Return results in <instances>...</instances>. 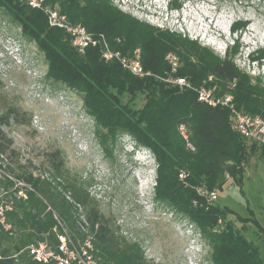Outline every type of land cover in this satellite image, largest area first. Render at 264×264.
I'll use <instances>...</instances> for the list:
<instances>
[{
  "label": "trees",
  "instance_id": "obj_1",
  "mask_svg": "<svg viewBox=\"0 0 264 264\" xmlns=\"http://www.w3.org/2000/svg\"><path fill=\"white\" fill-rule=\"evenodd\" d=\"M51 5L70 24L103 34L110 47L123 55L138 49L142 67L150 74L139 77L118 61H104L97 47L79 53L64 30L48 25L42 11L25 0H0V9L43 54L45 77L81 96L104 150L110 148L108 142L113 144L127 134L155 156V197L188 218L210 247V264H264L244 228L226 219V209L197 193L199 187L215 191L226 178L235 180L247 160L245 138L235 129L231 111L199 101L194 90L179 89L166 78L184 77L194 87L215 84L214 93L232 95L236 109L264 118L260 80L237 69L230 57L219 58L181 33L152 27L124 13L111 0H51ZM236 24L233 28L239 30L246 26ZM260 50L259 57L264 56ZM169 52L179 60L173 73L165 59ZM139 96H143L139 108L123 102ZM12 118L22 122L14 106L0 115V156L9 160L6 169L17 180L4 175L0 179V207L10 225L9 230L0 225V264H43L31 258L26 246L44 242L56 249L63 226L75 245L89 241L97 264H154L136 243L118 234L113 220L104 216L83 183L67 177L56 180L65 170L59 149L46 153L41 163L54 177L33 174L31 168L37 167L30 160L18 162L13 142L3 131ZM11 163H16L15 168ZM180 170L188 172V177L179 179ZM21 181L29 188L19 194Z\"/></svg>",
  "mask_w": 264,
  "mask_h": 264
},
{
  "label": "rangeland",
  "instance_id": "obj_2",
  "mask_svg": "<svg viewBox=\"0 0 264 264\" xmlns=\"http://www.w3.org/2000/svg\"><path fill=\"white\" fill-rule=\"evenodd\" d=\"M111 2L152 27L185 35L219 58L230 57L237 69L264 86V56L259 57L260 49L264 50V0ZM241 19L248 21L247 27L233 28L232 23ZM45 72L43 54L0 9V115L14 106L22 116V122L12 118L3 128L18 162L30 160L37 167L31 168L33 174L54 177L41 163L46 153L59 149L65 170L56 180L67 177L83 183L104 216L113 220L118 234L136 243L149 262L210 264V247L188 218L155 197L157 162L151 151L127 134L113 144L108 142L110 148L104 150L81 96L48 80ZM210 87L215 90L216 85ZM126 100L123 102L136 109L143 96ZM243 143L247 160L241 165L242 172L215 189V203L226 209V219L244 228V235L264 259V149L247 139ZM8 162L0 156V179L4 175L17 181L6 169ZM11 166L15 168L16 163ZM17 184L22 186L19 194L29 188L22 181ZM61 229L70 237L66 226ZM92 259L98 263L96 256Z\"/></svg>",
  "mask_w": 264,
  "mask_h": 264
},
{
  "label": "built area",
  "instance_id": "obj_3",
  "mask_svg": "<svg viewBox=\"0 0 264 264\" xmlns=\"http://www.w3.org/2000/svg\"><path fill=\"white\" fill-rule=\"evenodd\" d=\"M26 3L35 9H39L47 18L48 25L51 27L64 30L71 39L72 46L79 52L84 53L88 47H97L100 56L104 61H118L121 66L133 75L143 77L150 73L145 71L140 61V52L135 49L132 55H123L119 50L112 49L103 34L94 35L88 32L80 25L70 24L66 16L51 5V0H25ZM165 59L168 63L171 73L177 71L179 66L178 56L174 52L166 54ZM170 84L177 86L179 89H191L197 94V99L213 107H226L231 111L235 129L239 134L257 145L264 147V118L258 115H250L236 109L233 97L230 94L216 95L214 90L204 85L194 87L184 77L166 78ZM179 131L188 147V135L183 125L179 126ZM179 179L183 180L188 177V172L180 170ZM197 193L206 198L207 201L217 199L216 190H207L199 187ZM0 225L9 230L10 225L4 221L3 209L0 207ZM92 245L85 241L80 245H75L71 238L65 236L64 231L58 235L56 249H52L44 242H37L26 246V250L31 258L39 263L48 264H94L92 255Z\"/></svg>",
  "mask_w": 264,
  "mask_h": 264
},
{
  "label": "bare ground",
  "instance_id": "obj_4",
  "mask_svg": "<svg viewBox=\"0 0 264 264\" xmlns=\"http://www.w3.org/2000/svg\"><path fill=\"white\" fill-rule=\"evenodd\" d=\"M238 22H241V24H242V22H243V23H246V26H245L244 24H242V25L245 26V27H247V24H248V21H247V20H242V19H241V20H236V21L233 22V23H237L238 25L236 24V26H240L241 24H239ZM233 23H232V24H233ZM234 25H235V24H234ZM242 25H241V26H242ZM241 29H242V28H241ZM244 29H245V28H244ZM244 29H243V30H244ZM262 52H264V51H262ZM263 54H264V53H263ZM263 54H262V55H263Z\"/></svg>",
  "mask_w": 264,
  "mask_h": 264
}]
</instances>
